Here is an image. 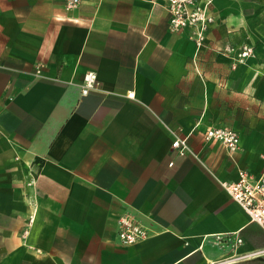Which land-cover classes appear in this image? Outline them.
Returning <instances> with one entry per match:
<instances>
[{
    "label": "crops",
    "instance_id": "0c3cea01",
    "mask_svg": "<svg viewBox=\"0 0 264 264\" xmlns=\"http://www.w3.org/2000/svg\"><path fill=\"white\" fill-rule=\"evenodd\" d=\"M166 4L0 0V264H264V227L220 183L264 171V0H215L202 48ZM246 43L243 61L223 51ZM212 126L240 149L205 141ZM126 211L149 229L132 245ZM217 234L251 256L222 262Z\"/></svg>",
    "mask_w": 264,
    "mask_h": 264
},
{
    "label": "built area",
    "instance_id": "2783aa9c",
    "mask_svg": "<svg viewBox=\"0 0 264 264\" xmlns=\"http://www.w3.org/2000/svg\"><path fill=\"white\" fill-rule=\"evenodd\" d=\"M68 9L78 7L83 0H64ZM215 0H167L169 12V28L173 32H187L198 48L207 45V34L215 23L216 17L212 11ZM224 52H236L237 62L245 60L254 52L251 44H244L235 49L227 45ZM40 72V69L37 70ZM97 83V76L89 71L84 76L83 94H87ZM203 137L207 142H216L229 150L236 152L240 149V135L237 130L223 126H212L204 130ZM172 148L179 154L193 153L186 136H176L172 140ZM222 187L231 198L248 214L250 220L264 227V171L256 174L242 169L235 180H221ZM149 235V229L132 212L126 211L119 216L118 236L125 245H132ZM217 234V242L231 244L232 255L222 262H233L251 256L249 252H241L244 243L242 236Z\"/></svg>",
    "mask_w": 264,
    "mask_h": 264
}]
</instances>
